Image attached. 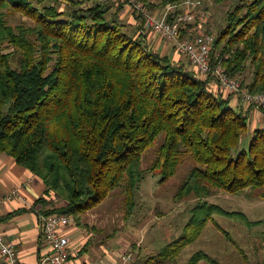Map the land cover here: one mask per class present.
<instances>
[{"label": "trees", "instance_id": "trees-1", "mask_svg": "<svg viewBox=\"0 0 264 264\" xmlns=\"http://www.w3.org/2000/svg\"><path fill=\"white\" fill-rule=\"evenodd\" d=\"M143 1L157 16L176 6L170 14L176 20L186 0H166L161 8ZM66 2L61 10L48 0H0V153L39 177L47 196L54 194L55 200L37 201L43 217L63 214L80 224L85 212L116 189L126 195L131 216L146 173L143 155L158 140L148 170H159L162 181L189 157L196 194L250 190L262 198L264 128L252 130L250 123L256 108L211 78L196 76L187 59V64L177 63L171 53L153 51L143 40V21L134 9L136 26L123 23L121 6L115 9L109 1ZM202 8L192 22L182 23V40L197 35L199 24L202 31ZM5 11L27 17L34 28L13 31L4 21ZM213 36L211 62L221 61L246 92L264 95V0L235 2L225 27ZM232 100L238 106L232 107ZM60 202L66 205L57 208ZM191 213L184 235L160 253L171 262L198 240L213 216L253 224L244 214L205 203ZM202 261L218 264L203 251L188 264Z\"/></svg>", "mask_w": 264, "mask_h": 264}, {"label": "rangeland", "instance_id": "rangeland-1", "mask_svg": "<svg viewBox=\"0 0 264 264\" xmlns=\"http://www.w3.org/2000/svg\"><path fill=\"white\" fill-rule=\"evenodd\" d=\"M53 1L48 0V4L56 5L61 10L70 3L66 2L68 0H56L57 3L53 4ZM151 1L153 5L157 4V7L161 8L166 0ZM192 1L200 2L199 9L203 7L201 12L205 14V19L202 32L215 35L219 28L225 27L227 14L239 0ZM109 2L114 4L115 9L121 6L119 14L123 23L136 26L137 21L130 5L121 0ZM141 2L145 5L143 0ZM86 3L89 4L88 1ZM148 9L153 11L150 7ZM3 13L6 25L15 32H18V29L34 28V23L21 14L11 15L6 11ZM131 16L134 18V23L128 21ZM27 37L33 38L34 35ZM258 110L256 109L257 112ZM261 117L264 123V115ZM250 123L253 125L252 120ZM159 145L160 140L143 155L142 168L146 173L135 191V207L131 216H127L126 195H123L120 189H116L112 196L82 215L81 222L84 219L92 229L89 230L90 235L88 233L90 238L87 237V240L90 239L87 250L94 262H99L104 252L111 246L115 249L120 247L121 238L127 239V234L135 238V233L138 231L144 239L143 255L139 258L140 264H188L190 258L199 251H203L218 264H264V190L261 192L262 198L250 190L239 195H229L214 189L209 194L200 196L193 190L195 183L190 175L194 163L189 157L182 160L173 177L162 181L159 170L153 173L148 170L156 157V149ZM182 189L187 192L185 196H182ZM201 203L217 206L227 212L244 214L253 224L246 226L233 218L213 216L214 221L210 220L206 223L198 240L185 247L174 261L171 262L166 256H161L160 253L166 250L170 243L184 235V227L191 217V210ZM130 230L132 234L127 233ZM225 232L228 234L227 238ZM75 236H72L73 240L78 238ZM84 236L86 237L85 234ZM133 246L136 248V245ZM167 253L169 254V251L166 255ZM129 254L132 257L130 263L132 264L134 255L132 252ZM199 264L209 263L202 261Z\"/></svg>", "mask_w": 264, "mask_h": 264}, {"label": "crops", "instance_id": "crops-1", "mask_svg": "<svg viewBox=\"0 0 264 264\" xmlns=\"http://www.w3.org/2000/svg\"><path fill=\"white\" fill-rule=\"evenodd\" d=\"M128 21L134 23V18L131 16ZM140 32L146 45L153 51H158L162 55L171 53L174 62L187 64L186 57L176 53V51L174 52L170 43L165 42L158 34L152 31H144V29ZM230 105L236 107L238 102L232 100ZM251 118L253 122V125L251 124L252 130L256 127L264 128L261 114L255 111L252 113ZM41 197L46 200L55 199L53 193H50L49 196L45 194V185L39 177L18 165L12 157L0 153V234L16 250L22 264H37L40 256H42L43 244L40 235V222L43 218L42 212L44 209L41 204L37 203ZM65 205L66 202H60L56 204V207ZM13 213L16 214L8 218V215ZM90 229L84 219L80 224L71 219L68 232L70 248L80 262L116 264L121 254L132 252L134 255L132 264H140L139 258L143 255L142 244L144 242L140 232L135 233V238L127 234V239L125 237L121 238L122 245L120 247L115 249L114 246H111L104 252L99 262H94L95 260L89 256L87 250L90 242V239L87 240V237L90 238ZM127 233L132 234V230ZM73 235L78 236V238L73 240ZM133 245H136V248Z\"/></svg>", "mask_w": 264, "mask_h": 264}, {"label": "built area", "instance_id": "built-area-1", "mask_svg": "<svg viewBox=\"0 0 264 264\" xmlns=\"http://www.w3.org/2000/svg\"><path fill=\"white\" fill-rule=\"evenodd\" d=\"M93 1V0H87ZM107 2L114 0H95ZM127 3L138 13L143 21L144 31H152L162 39L172 42L177 52L186 57L196 76L213 80L221 90L232 95L236 100L240 99L247 106L256 109H264V95L250 94L241 88V85L230 78L221 61L211 62L210 52L215 42L212 34H204L199 24V33L192 39L182 40L180 38V27L183 22H192L194 15L199 9L200 2L186 0L182 6L184 13L176 20L170 19L176 6H168L160 15L149 10L141 0H121ZM205 18V14H200ZM13 194V193H11ZM10 198V197H9ZM55 200V199H53ZM57 204V203H56ZM71 219L63 214H52L43 217L40 222V235L43 244L42 256L37 264H88L80 262L79 258L70 248L69 228ZM0 258L4 264H22L16 250L8 244L0 234ZM117 264H130L132 257L124 253Z\"/></svg>", "mask_w": 264, "mask_h": 264}]
</instances>
